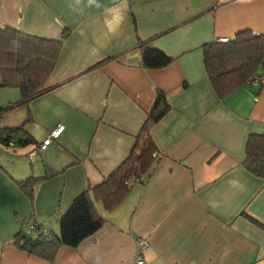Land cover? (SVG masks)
I'll list each match as a JSON object with an SVG mask.
<instances>
[{"label":"crops","instance_id":"obj_1","mask_svg":"<svg viewBox=\"0 0 264 264\" xmlns=\"http://www.w3.org/2000/svg\"><path fill=\"white\" fill-rule=\"evenodd\" d=\"M0 23L63 36L44 92L0 116V264H264V180L243 164L247 135L264 133V85L219 93L204 60L209 43L264 36V0H0ZM141 42L169 63L144 66ZM5 89L0 106L20 100ZM157 90L170 107L149 128L146 182L110 210L95 201L105 223L51 260L19 248L23 223L58 233L74 197L133 152Z\"/></svg>","mask_w":264,"mask_h":264},{"label":"trees","instance_id":"obj_2","mask_svg":"<svg viewBox=\"0 0 264 264\" xmlns=\"http://www.w3.org/2000/svg\"><path fill=\"white\" fill-rule=\"evenodd\" d=\"M62 39L63 36L46 38L0 23V87H16L21 95L20 100L0 106V116L7 109L25 104L44 92L40 87L57 62ZM137 48L146 67H161L171 60L170 56L147 42H141ZM204 60L219 93L226 94L237 86L252 84L264 69V36L244 30L231 40L227 38L225 42L209 43L204 49ZM258 84L260 87L264 85L262 82ZM169 107L164 93L157 90L136 148L106 178L74 197L59 216L58 233L33 221L31 224L35 229L32 231L36 235L32 236L31 230L27 234L24 232L23 223L14 236V243L29 253L51 260L61 245L75 247L102 227L106 220L97 212L95 201L110 210L128 195L134 183L146 182L150 164L156 161L157 156H154L155 146L149 128ZM10 137L12 133L3 138L9 141ZM244 154L245 168L264 180V133L250 132L247 135ZM35 182V178L28 177L19 184L31 195ZM42 230L49 233L44 234Z\"/></svg>","mask_w":264,"mask_h":264},{"label":"built area","instance_id":"obj_3","mask_svg":"<svg viewBox=\"0 0 264 264\" xmlns=\"http://www.w3.org/2000/svg\"><path fill=\"white\" fill-rule=\"evenodd\" d=\"M222 40H226V38H221ZM264 82V78L263 77H259L257 76L254 80V84H258ZM64 126L62 124L58 125L57 127H55L54 129H52L50 131V133L48 134V136L46 138H44L38 145L36 148L33 149V151H31L29 154L32 155L34 152L36 151H41L43 149H45L48 145H50L53 140H55L56 138H58V136L60 135L61 131L63 130ZM15 137H10V142L13 143L14 142ZM28 154V156L30 157V155ZM142 178V177H141ZM140 178V179H141ZM139 182V181H138ZM24 232L27 234L29 233V231L34 230L35 226L33 224H28L26 226H24ZM44 232V234H48V230H42ZM138 245L140 247H144L147 248L148 245L145 241V239H138ZM134 264H147L146 260L144 258L143 255H139L137 257V259L135 260Z\"/></svg>","mask_w":264,"mask_h":264},{"label":"rangeland","instance_id":"obj_4","mask_svg":"<svg viewBox=\"0 0 264 264\" xmlns=\"http://www.w3.org/2000/svg\"><path fill=\"white\" fill-rule=\"evenodd\" d=\"M6 87H0V98L2 97L1 95H2V92H4V90H6L5 89ZM32 236H35L36 235V232H34V231H31V233H30Z\"/></svg>","mask_w":264,"mask_h":264},{"label":"clouds","instance_id":"obj_5","mask_svg":"<svg viewBox=\"0 0 264 264\" xmlns=\"http://www.w3.org/2000/svg\"><path fill=\"white\" fill-rule=\"evenodd\" d=\"M12 137H14V136H12Z\"/></svg>","mask_w":264,"mask_h":264}]
</instances>
